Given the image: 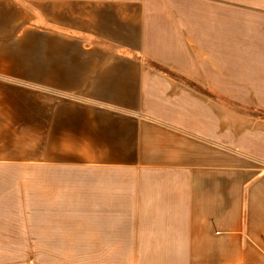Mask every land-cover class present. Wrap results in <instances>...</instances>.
Wrapping results in <instances>:
<instances>
[{"label":"crops","instance_id":"crops-1","mask_svg":"<svg viewBox=\"0 0 264 264\" xmlns=\"http://www.w3.org/2000/svg\"><path fill=\"white\" fill-rule=\"evenodd\" d=\"M66 249L264 264V0H0V264Z\"/></svg>","mask_w":264,"mask_h":264},{"label":"rangeland","instance_id":"rangeland-1","mask_svg":"<svg viewBox=\"0 0 264 264\" xmlns=\"http://www.w3.org/2000/svg\"><path fill=\"white\" fill-rule=\"evenodd\" d=\"M67 219V218H66ZM74 230V229H69ZM67 248V245H66ZM66 257H63V254L61 255L62 258H57L55 260H32V261H23V263L20 261L21 264H81L80 260H67V249H66Z\"/></svg>","mask_w":264,"mask_h":264}]
</instances>
